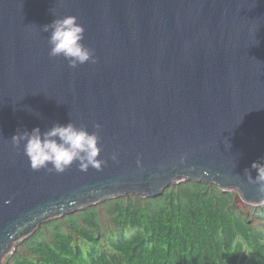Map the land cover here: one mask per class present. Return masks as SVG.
Segmentation results:
<instances>
[{
    "label": "water",
    "instance_id": "95a60500",
    "mask_svg": "<svg viewBox=\"0 0 264 264\" xmlns=\"http://www.w3.org/2000/svg\"><path fill=\"white\" fill-rule=\"evenodd\" d=\"M67 15L95 63L49 55L43 26ZM70 121L101 125V170L34 171L24 142L12 145L18 130ZM254 161L264 163V0H0V264L47 219L189 179L264 202Z\"/></svg>",
    "mask_w": 264,
    "mask_h": 264
},
{
    "label": "trees",
    "instance_id": "16d2710c",
    "mask_svg": "<svg viewBox=\"0 0 264 264\" xmlns=\"http://www.w3.org/2000/svg\"><path fill=\"white\" fill-rule=\"evenodd\" d=\"M234 197L233 190L189 179L155 197L109 198L118 231L135 230L129 238H113L94 255L102 241L100 213L84 206L75 218L62 216L67 230L44 225L6 264H264V205L254 210L256 224ZM82 245H90L88 257Z\"/></svg>",
    "mask_w": 264,
    "mask_h": 264
},
{
    "label": "clouds",
    "instance_id": "9594fccd",
    "mask_svg": "<svg viewBox=\"0 0 264 264\" xmlns=\"http://www.w3.org/2000/svg\"><path fill=\"white\" fill-rule=\"evenodd\" d=\"M49 30H51V34L48 37L50 56H63L72 68L86 62H96L94 49L83 43L85 28L78 22L77 16L67 15L62 18H56L51 24L43 26V31L48 32ZM94 128L97 131L89 132L86 126L81 125L78 127L72 121L67 124L54 123L43 132L39 126L34 127L31 131L25 130L21 132L18 130L11 137V142L17 149L24 142V154L27 156L30 167L34 171L46 169L49 172L63 173L73 163H77L79 170L83 172H87L90 167L99 171L107 161L98 158L101 153L100 135L98 132L101 125L97 123ZM111 159L115 160L116 155L113 154ZM251 167L256 169L258 174L255 178L249 174L250 182L258 185L259 191L264 192V163L254 161ZM245 172H248V170L246 169ZM99 204L97 203L96 205L98 206ZM77 213L79 211L65 214ZM63 215L54 218H61ZM46 221L40 224L31 235L22 237L12 244L11 251L4 258L2 256L3 264H6L11 256L21 249L20 243L40 231ZM98 234L100 235V233ZM107 242L109 244V241ZM102 243L104 244L101 241ZM105 247L107 246L104 245Z\"/></svg>",
    "mask_w": 264,
    "mask_h": 264
},
{
    "label": "rangeland",
    "instance_id": "374dc122",
    "mask_svg": "<svg viewBox=\"0 0 264 264\" xmlns=\"http://www.w3.org/2000/svg\"><path fill=\"white\" fill-rule=\"evenodd\" d=\"M232 190H233V193L235 194V197H234L235 205L237 206L238 211L240 213H242L243 215L246 214L247 216H249V219L253 220L256 224L259 223L260 219L254 215V212H255L254 210L256 207L263 206L264 202L257 203V204L247 203L240 197V195L238 194V192L235 189H232ZM108 206H109V201H107V199H106V200H103L101 205H99V206L92 205V206L88 207L89 209L97 208L98 215L100 213V220L102 222H101L100 230L98 231V233H100V235L102 237V242H104V245H106V246H108L107 241H111V239H113V238H118V237L129 238L130 236H132L135 233V230H131V229L124 232V233H121L120 231H118V228L116 226H114L112 218L110 217L112 215L109 213ZM65 216H67V219L75 218L76 214H67ZM64 217L53 218V219L47 220L44 225L47 226L48 230H51L54 226L62 227V222H63L62 220ZM62 229L64 230V229H66V227H62ZM82 246H83L85 255L88 257L90 245H86V246L82 245ZM103 248L104 247L101 245V242H100L96 246V249L94 251V255L101 252ZM4 257H5V255L3 256V258Z\"/></svg>",
    "mask_w": 264,
    "mask_h": 264
}]
</instances>
